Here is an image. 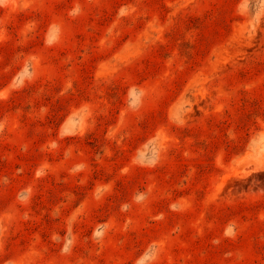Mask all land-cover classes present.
<instances>
[{"label": "rangeland", "instance_id": "1", "mask_svg": "<svg viewBox=\"0 0 264 264\" xmlns=\"http://www.w3.org/2000/svg\"><path fill=\"white\" fill-rule=\"evenodd\" d=\"M0 264H264V0H0Z\"/></svg>", "mask_w": 264, "mask_h": 264}]
</instances>
